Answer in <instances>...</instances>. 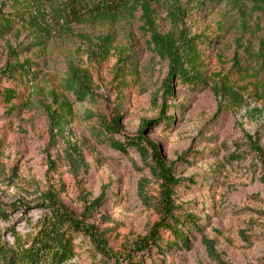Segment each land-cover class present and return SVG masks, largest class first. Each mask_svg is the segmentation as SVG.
I'll list each match as a JSON object with an SVG mask.
<instances>
[{
    "label": "rangeland",
    "instance_id": "obj_1",
    "mask_svg": "<svg viewBox=\"0 0 264 264\" xmlns=\"http://www.w3.org/2000/svg\"><path fill=\"white\" fill-rule=\"evenodd\" d=\"M172 2L186 14L181 27L191 35L226 34L202 51L207 87L174 84V97L166 101L167 63L146 42L152 31H175L167 16ZM252 2L264 6V0H139L130 16L54 27L49 41L18 28L1 39L0 70L11 63L9 49L18 51V62L38 65L31 84L0 81V208L9 212L0 219L1 240L13 244L12 233L20 243L30 239L52 195L98 231L118 264H217L204 242L226 264H264V155L252 148L255 143L264 154V19L251 14ZM144 4L153 29L146 26ZM29 9L27 0H0L4 15ZM103 38L110 41L104 59L97 56ZM70 66L92 77L91 95L71 100L70 123L59 134L49 130L45 109L68 96ZM122 66L126 75L119 81L115 71ZM7 91L16 94L10 103ZM116 118L120 133L114 140L136 138L146 124L144 138L159 147L181 181L172 200L175 216L194 222L182 227L186 245L161 230L159 249L137 252L158 222L153 206L161 191L135 150L124 156L97 137L100 123ZM73 245L68 264L115 263L81 235Z\"/></svg>",
    "mask_w": 264,
    "mask_h": 264
},
{
    "label": "trees",
    "instance_id": "obj_2",
    "mask_svg": "<svg viewBox=\"0 0 264 264\" xmlns=\"http://www.w3.org/2000/svg\"><path fill=\"white\" fill-rule=\"evenodd\" d=\"M139 0H27L28 11L13 15H4L0 12V40L15 33V29L27 32L31 36H38L42 41L53 38L54 27L66 30L75 25H82L98 21H115L119 18L133 14L134 6ZM218 1V0H216ZM252 15H258L264 19V6L259 7L252 2ZM251 3V4H252ZM146 26L154 28V18L149 6H142ZM248 13L241 10V16ZM168 19L175 31L161 35L152 31L147 47L162 61L167 63V77L162 85V100L174 97V84L187 86L188 88L202 89L207 87L203 75L202 51L210 44H219L226 30H219L218 36H193L187 29L181 27L180 21L186 17L177 2L168 5ZM264 41V32H263ZM100 49L98 57L106 58L109 54L108 38L99 41ZM26 49L21 53H25ZM18 51L9 49L6 66L0 70V81L6 79L9 82L31 84L36 81L37 72H32L38 65L31 60L18 62ZM131 70V69H129ZM125 68H117L115 78L121 81L125 77ZM92 77L77 67L70 66L64 80V89L68 96L54 98V105L47 107L45 113L49 123V130L62 134L64 128L70 123L72 117L71 100L83 102L91 95ZM232 95L231 92L228 93ZM5 101L10 103L16 99V94L7 91ZM170 123V119L168 125ZM144 124L141 133L136 138H126L123 143L114 140V136L120 133L119 118L110 124L100 123L97 137L108 143L109 148L124 156L129 149L135 150L143 162H148L149 172L159 183L160 200L153 206L158 215V222L152 227L147 239L142 240L136 247L138 253H144L150 248L159 249L161 230L168 231L174 236L176 242L181 245L187 244L182 227L187 223L194 226L192 218L186 223L175 216L177 211L172 200L173 190L180 185L181 181L175 177L172 169L166 165L162 158L159 147L143 136ZM254 151L263 157L262 149L253 143ZM141 193V192H140ZM49 207L45 208V214L37 221L36 232L28 240L20 243V238L11 234L13 244L4 242L0 236V264H68L74 257L73 240L75 235H81L88 239L98 254L107 259H115L106 240L91 225L85 224L84 220H76L66 208L62 207L56 198L50 195L46 199ZM100 201L96 200L91 205L96 208ZM13 210L15 206H10ZM9 209V208H8ZM11 211V210H10ZM8 211L0 208V219L7 220ZM195 227V226H194ZM205 241V240H204ZM208 254L216 260L217 264H226L221 261L209 242H204Z\"/></svg>",
    "mask_w": 264,
    "mask_h": 264
}]
</instances>
